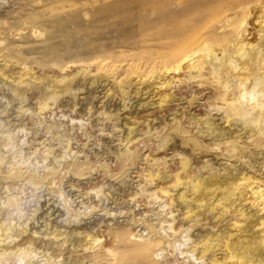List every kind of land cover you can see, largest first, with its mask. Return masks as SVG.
Masks as SVG:
<instances>
[{
    "label": "rangeland",
    "instance_id": "obj_1",
    "mask_svg": "<svg viewBox=\"0 0 264 264\" xmlns=\"http://www.w3.org/2000/svg\"><path fill=\"white\" fill-rule=\"evenodd\" d=\"M263 19L264 0H0V264H111L104 243L119 264H236L225 237L261 235L264 216L251 193L264 188ZM169 22L212 45L193 56L200 71L155 58ZM221 82L229 102L247 92L240 115ZM213 175L246 178L228 211L216 194L188 200L187 178ZM205 237L220 250L201 254ZM140 240L157 243L133 251Z\"/></svg>",
    "mask_w": 264,
    "mask_h": 264
},
{
    "label": "bare ground",
    "instance_id": "obj_2",
    "mask_svg": "<svg viewBox=\"0 0 264 264\" xmlns=\"http://www.w3.org/2000/svg\"><path fill=\"white\" fill-rule=\"evenodd\" d=\"M110 4H111V2L106 4V6L105 5H103V7L99 6L100 7L99 11L101 9L110 8L111 7ZM189 26H186V25L184 26L181 23H177V22H171V23L169 22L168 24L161 25L158 27V29L155 33L156 34L155 39L158 42H160V45L157 46V50L155 51L154 55H155L156 59H158L159 61H161L163 63V65H161V66L164 67L165 72H169L172 74L180 73L181 69H182V63H184V62L187 63V66L186 65L185 66L188 67L190 70L196 69L195 71L198 72L203 68V65H204L203 60H202L203 58L201 59V56H200L199 59H198V57H195V59H194L193 56L199 52L202 53L203 57L211 55V52H212L211 46L212 45L209 43H206L202 40V35H201V32L198 28L189 27ZM153 39H154V37H153ZM233 45H235V44H233ZM247 46H248V42L240 41L238 43L237 48L235 50V53L238 54V58L240 60H242L245 56L251 55V52H248L246 50ZM252 51H253V49H252ZM230 62H232L231 59H230ZM241 63L247 64V60L241 61ZM228 65H230V64H228ZM217 66L220 67L219 65L213 66V68L211 69L212 73L215 74L218 72L219 68ZM230 66L232 69L235 68V65H230ZM244 66H245V64H244ZM241 68H242V66H241ZM195 71H193V72L195 73ZM231 72H233V70ZM244 77L245 78H240L242 82H245L244 80L248 79V78H246V76H244ZM193 78H195V77L193 76ZM160 84L161 85L166 84V86L169 85L168 81L167 82L166 81L161 82ZM255 87H256V82L253 83L249 93H251ZM220 88H221V92H222L221 93V99L223 101V104H226L229 108L228 114L232 115V116L240 115V104H241L240 99L242 97H244V95L247 94V92L244 91V93L239 94L235 98V101L236 100L238 101V104H236L235 102H229L228 101L229 99L227 97L225 98V94L227 91L226 90V88H227L226 83L221 82ZM219 97H220V95H219ZM261 106L262 105H260V107H259L260 111H261ZM257 115L252 118V121H254V122L257 121V118H258ZM183 165H184V167H186L185 163H183ZM187 179H188L187 181L183 180L184 183L186 181V184H188L189 188L191 189V193H193L194 195L196 193L195 197H193L192 199H188L190 202H192V203L198 202L199 208H200V207L204 206L208 202V200H210L211 198H214L215 194H216V197L214 199V201L216 202L215 205L216 206L222 205V211L223 212L228 211V209H231L232 204L235 202V201L230 200L231 199L230 197L236 194L235 191L238 190L239 186L242 184L240 182L242 180L243 181L245 180V182H246L245 177L237 178L234 176H232L231 178L229 177L227 179H225V178L220 179V178L215 177L214 175L209 176L206 179L199 178L198 176H194L192 178L190 177ZM228 179H231L232 181H228ZM180 180H182V179H177V178L175 179V187H177V185L178 186L182 185ZM247 180H248V178H247ZM184 183H183V185H184ZM184 186H186V185H184ZM216 192H219V193H216ZM251 193H252V197L254 199L253 202L257 201L259 206H261V207H259L260 208L259 211H262V210L264 211V188L261 189L260 186H257L256 189L252 190ZM207 195H210L209 196L210 198L207 197L208 199H206L204 201V199L206 198ZM186 196L182 192L181 194H179L178 199L181 200L182 202H187L188 200L186 199ZM218 196H220V198H217ZM228 200H230L229 203L227 202ZM186 207L188 208L189 206H186ZM212 209H214V204L211 208H208V211H211ZM191 210L192 209L189 208L188 212H191ZM233 211L236 212V214L238 216H241V218L243 220H247V218H249V217L251 218L250 215L246 216L247 213H245L242 208L234 207ZM187 214H189V213H187ZM222 214H224V213H222ZM256 224L260 227L259 229H260L261 235H259V236L253 235V234H251L250 236H248V235L244 236L242 233L241 235L244 236L243 239L242 240L240 239V242L234 241L236 243L228 242V238L233 236V234H229L225 237L226 238V241L224 240L225 241L224 247H225V251H226L225 252L226 258L225 259H228L230 261L231 260L235 261L236 264H252V263H254V260L259 255L261 248L264 247V216L258 217V220H256V223H254L252 226L254 227V226H256ZM1 227H0V235H3L5 232L3 231L4 228L1 229ZM241 231L243 232L244 229H240V233H241ZM115 237L118 238L117 236H115ZM92 240L93 241L89 245L90 248H93L94 242H98L99 238L94 237V238H92ZM212 241H214V240H212ZM201 242H202V244H201L202 249L200 251L201 254H204L207 251L215 252L216 250H220V248H217V249L215 248V247H217L218 243L211 242L210 238L203 239V240H201ZM156 243H157V241L140 240L138 243L135 244V248L133 251L146 252L147 250H150L153 246H155ZM104 245H105V243L101 244L99 247L100 248V254L102 256H104V258L103 259L101 258V260H103V261L107 260L106 262L110 261L111 264L112 263L119 264L121 261V258L117 257L116 254L112 253V250L110 251L109 247L106 248ZM96 253H98V251ZM98 258L100 259L99 256H98ZM101 260H98V261L94 260L93 263L101 262ZM213 261L216 262V264H222V262H217V260H215V259ZM262 263L263 262H260V260H259L258 264H262ZM97 264H102V263H97Z\"/></svg>",
    "mask_w": 264,
    "mask_h": 264
}]
</instances>
